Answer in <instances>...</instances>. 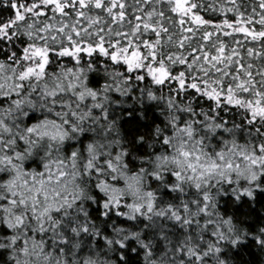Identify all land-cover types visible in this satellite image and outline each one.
Returning <instances> with one entry per match:
<instances>
[{"label":"snow or ice","instance_id":"1","mask_svg":"<svg viewBox=\"0 0 264 264\" xmlns=\"http://www.w3.org/2000/svg\"><path fill=\"white\" fill-rule=\"evenodd\" d=\"M0 264H264V0H0Z\"/></svg>","mask_w":264,"mask_h":264}]
</instances>
